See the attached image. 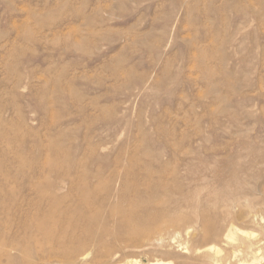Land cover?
Returning a JSON list of instances; mask_svg holds the SVG:
<instances>
[{
  "label": "rangeland",
  "instance_id": "rangeland-1",
  "mask_svg": "<svg viewBox=\"0 0 264 264\" xmlns=\"http://www.w3.org/2000/svg\"><path fill=\"white\" fill-rule=\"evenodd\" d=\"M257 138L264 0H0V264H264L263 198L203 200Z\"/></svg>",
  "mask_w": 264,
  "mask_h": 264
},
{
  "label": "bare ground",
  "instance_id": "bare-ground-1",
  "mask_svg": "<svg viewBox=\"0 0 264 264\" xmlns=\"http://www.w3.org/2000/svg\"><path fill=\"white\" fill-rule=\"evenodd\" d=\"M263 140L256 139L255 141L249 144H242L240 149H219V148H209L205 150L206 155L212 154L213 156H221L223 160L225 159V164H227L228 171L227 175L223 176L225 172L221 173L220 170L213 168V174L217 173L218 177V188L215 190L209 184H204L208 181L207 177H203L202 172L208 169L206 163L199 162V167L195 168V171H187L186 176L183 179H195L193 192L188 195L180 197V202L185 203L194 208L201 203V198H196L199 191L203 187H209L210 189L203 198L205 203L208 204L212 209H230L235 208L239 205L247 204L250 199L261 196L264 201V183L258 184V180L264 175V172L260 171L259 167L264 166V146L259 143H263ZM232 161H235L232 163ZM232 163V164H231ZM166 171L158 170L154 172L155 174H165ZM211 172V170H210ZM188 176V177H187ZM190 177V178H189ZM171 189L176 192H182L183 186L181 184L170 185ZM57 187V186H56ZM168 197V200L165 204H177V200L174 201L170 193V187L163 186L161 187ZM236 209V208H235ZM172 210V211H171ZM155 213V212H154ZM193 213V212H192ZM151 218L156 222L154 228H148L146 231L152 233L153 230L162 229L166 226H171L173 224L179 223H189L192 221V217H189L183 213L182 208L174 207V209L164 208L161 210V213L151 216ZM201 221L204 229L213 237H219L221 230L218 227H214L211 224V221L208 219V216L205 215V211L201 212V215L197 217ZM41 229V228H40ZM39 229V231H41ZM55 227L52 224V227L48 233V237L52 240L55 237ZM231 230L228 231V234L225 235V239H233ZM43 237H47L43 235ZM239 254V253H237ZM233 256V255H232ZM234 257V256H233ZM84 258V257H83ZM138 264L137 262H134Z\"/></svg>",
  "mask_w": 264,
  "mask_h": 264
}]
</instances>
